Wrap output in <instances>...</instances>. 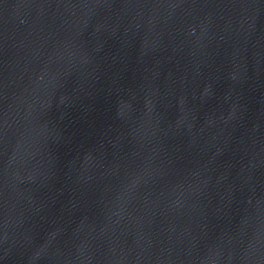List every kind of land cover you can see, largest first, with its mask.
Listing matches in <instances>:
<instances>
[{
    "label": "water",
    "instance_id": "95a60500",
    "mask_svg": "<svg viewBox=\"0 0 264 264\" xmlns=\"http://www.w3.org/2000/svg\"><path fill=\"white\" fill-rule=\"evenodd\" d=\"M0 264H264V0H0Z\"/></svg>",
    "mask_w": 264,
    "mask_h": 264
}]
</instances>
